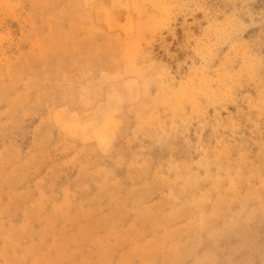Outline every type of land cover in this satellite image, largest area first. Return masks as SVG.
<instances>
[{
  "label": "rangeland",
  "instance_id": "374dc122",
  "mask_svg": "<svg viewBox=\"0 0 264 264\" xmlns=\"http://www.w3.org/2000/svg\"><path fill=\"white\" fill-rule=\"evenodd\" d=\"M0 264H264V0H0Z\"/></svg>",
  "mask_w": 264,
  "mask_h": 264
}]
</instances>
